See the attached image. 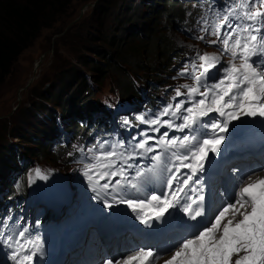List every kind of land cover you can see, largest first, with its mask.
Returning <instances> with one entry per match:
<instances>
[{
    "label": "snow or ice",
    "instance_id": "obj_1",
    "mask_svg": "<svg viewBox=\"0 0 264 264\" xmlns=\"http://www.w3.org/2000/svg\"><path fill=\"white\" fill-rule=\"evenodd\" d=\"M213 15L210 34L217 39L208 42L219 43L221 54L197 53L199 63L193 61L180 73L190 75L193 83L177 87L173 97L184 99L169 103L154 119L137 117L141 123L155 126L151 128L153 132L159 133L166 126L184 134L170 137L169 131H164L159 138L145 136L127 148L123 141L110 144L105 140L87 149V154L80 149L81 158L90 160L84 164L83 175L95 193L93 198L103 201L106 208L127 205L148 226L177 208L192 221L204 217L202 177L198 173L205 172L209 153H220L224 133L233 121L264 118V0H225L222 8L213 10ZM204 23L203 31L208 32V21ZM223 55L230 59L217 70L220 75L216 79L217 72L211 70L221 64ZM210 79L214 82L209 83ZM149 141L154 143L150 145ZM136 158H141V163H130ZM144 158L152 163L142 166ZM161 177L164 190L145 195L144 186ZM37 178L47 180L48 175L37 168L29 174L28 184ZM237 179L238 189L230 202L217 210L207 226L180 240L164 264H264V177L248 175ZM133 192L137 198H125ZM27 232V228L20 231L15 240L17 250L11 259L16 264H32L37 253L42 252L38 236L21 243ZM12 241L13 236L9 235L3 242L11 247ZM29 248L33 249L29 254H22ZM158 259L152 248H141L134 255L115 262L108 259L103 264H154Z\"/></svg>",
    "mask_w": 264,
    "mask_h": 264
},
{
    "label": "trees",
    "instance_id": "obj_2",
    "mask_svg": "<svg viewBox=\"0 0 264 264\" xmlns=\"http://www.w3.org/2000/svg\"><path fill=\"white\" fill-rule=\"evenodd\" d=\"M74 1L0 0V83L22 50L42 28L67 13ZM92 9L89 23L94 19L96 27L83 39L75 61L61 67L46 90L36 93L37 99L8 119L7 138L0 143L2 207L14 205L18 195L31 192L27 174L35 162L64 170L71 167L72 157L63 158L69 141L61 142L58 119H63L62 127L71 138L97 127L107 109L96 96V85L109 78L122 101L140 100L146 93L143 79L161 82L178 55L171 29L182 25V2L97 0ZM7 194H13L12 198L7 199Z\"/></svg>",
    "mask_w": 264,
    "mask_h": 264
},
{
    "label": "rangeland",
    "instance_id": "obj_3",
    "mask_svg": "<svg viewBox=\"0 0 264 264\" xmlns=\"http://www.w3.org/2000/svg\"><path fill=\"white\" fill-rule=\"evenodd\" d=\"M96 1L97 0L74 1L67 13L57 18L52 26L42 28L33 42L18 55L10 72L0 83V143H3L4 139L7 138L6 126L7 124L9 125L10 122L8 119L12 118L16 110L23 105H28L29 101L37 99L36 93L40 90H46L48 84L57 78V72H59L61 67L67 66L69 63L68 61H75L74 55L78 50H82L83 39H87L88 32L90 30L94 31L96 27L94 19L89 23V20L94 16L92 7ZM176 30L174 31V28L171 29V34L174 39L180 44L187 43L185 33L178 27ZM112 81L107 78L102 84L96 85V95L107 90L108 87H113ZM125 118L126 115L120 114L117 118H114V120L119 122V120H125ZM13 141H15V139ZM148 165L150 164L146 166ZM37 168L39 167L35 169ZM35 169L31 170V174H34ZM71 173L72 171L66 173L63 169L58 170V174L65 178ZM74 183L79 186L69 183L66 189L60 191L62 198L60 194L52 193L53 195H51L50 192L39 188L36 182L33 183L39 198L49 203V219L44 216L42 220L45 222L51 220L54 209L60 207L62 217L59 219L61 222L64 221V226L67 227L73 223V219L83 210H87L88 208L95 210L96 214L91 215V217L95 218L98 214L108 209L104 207L103 201L93 198L95 193L89 188L87 180H79ZM151 184L155 190L159 191L163 189L162 184L156 180ZM148 189L149 187L145 185L144 193ZM57 191L59 190L57 189ZM132 194L133 193H129L125 197L132 196ZM148 194H151V192H148ZM76 206L79 207L80 212L76 210ZM33 211L34 206H29L27 219L30 218ZM71 212H74L72 216H70L72 214ZM54 219L58 218L55 217ZM40 226L43 227L44 223L41 222ZM26 228L28 232L24 238H21V243L26 239L31 240L37 236L40 237L43 249L41 253H37L36 257L38 258V264H43L46 250L48 248H54L56 244H58V239L55 236H48L47 231L44 232L41 229L33 230V226L30 223L26 225ZM59 229L60 228H56V231L59 232ZM16 238L17 236L15 240ZM4 240L5 239L0 238V264H16L11 257L13 252L17 250V247H10L3 242ZM32 250L33 249L29 248L22 254H29Z\"/></svg>",
    "mask_w": 264,
    "mask_h": 264
},
{
    "label": "bare ground",
    "instance_id": "obj_4",
    "mask_svg": "<svg viewBox=\"0 0 264 264\" xmlns=\"http://www.w3.org/2000/svg\"><path fill=\"white\" fill-rule=\"evenodd\" d=\"M261 123H263L261 121ZM229 142L227 140L224 141V143L221 145V150L223 148H226L228 146ZM209 157L210 160L206 161L205 163V176L211 179H215L219 172V154H215V153H209ZM224 159H227V157L225 156ZM227 166V164H226ZM229 168V167H226ZM263 174H256L253 177L255 178H259V177H263ZM37 183L44 187L45 189H48V184L44 181H37ZM177 209H173L170 210V213L174 215V219L176 224L179 223V219L178 217L175 215ZM91 210H87V211H83L80 213L79 215V219L77 221H81V220H86L88 217V215L91 213ZM169 214V213H168ZM166 214V217L167 215ZM101 221V220H100ZM139 221L138 218V213H134L129 207L127 209V211L123 214L122 219L116 221L115 223H113L115 226L120 227V231L121 228L125 226V224H127L128 226H136L137 222ZM156 221V220H153ZM88 224H92V222L90 221ZM71 229L67 230L66 235H70L71 234ZM120 231H115L112 234L109 235H100V236H96L94 235L92 237V240L94 241L93 244H90L89 239L87 240H83L82 243L80 244V248L83 250L82 255L85 258L90 259V261L88 262V264H97L99 261H101L102 259H104L107 254H109L110 256H112V260L115 262V260H121V257L126 258V254L132 252V250H137L139 251L140 249H138L137 245L131 246L129 244H127L126 242L124 243L123 241L120 242H115V235L116 234H120ZM109 237L110 239V246L108 248V253L103 249L105 244L109 241ZM66 241V237L63 239V244ZM119 247L120 248V252L116 253V248ZM136 251V252H137ZM135 253H132L131 255H134ZM67 256V253H65L61 258L60 256H50L49 257V263L50 264H54L57 260L61 259L58 264H62L63 258H65ZM130 256V255H129ZM133 264H135V262H133Z\"/></svg>",
    "mask_w": 264,
    "mask_h": 264
}]
</instances>
